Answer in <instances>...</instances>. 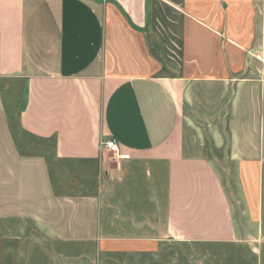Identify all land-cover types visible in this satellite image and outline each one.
<instances>
[{"label":"crops","instance_id":"obj_1","mask_svg":"<svg viewBox=\"0 0 264 264\" xmlns=\"http://www.w3.org/2000/svg\"><path fill=\"white\" fill-rule=\"evenodd\" d=\"M25 137L108 174L100 141L116 139L130 159L114 162L143 170L147 202L165 213L128 219L109 199L106 226L151 237L105 233L100 198L57 193ZM15 219L98 249L264 247V0H0V221Z\"/></svg>","mask_w":264,"mask_h":264},{"label":"rangeland","instance_id":"obj_2","mask_svg":"<svg viewBox=\"0 0 264 264\" xmlns=\"http://www.w3.org/2000/svg\"><path fill=\"white\" fill-rule=\"evenodd\" d=\"M115 72L127 77L133 74L152 73L154 65L115 66ZM19 101V100H18ZM25 137L21 148L25 153L43 154L47 157L57 193L96 194L101 200V223L105 233L121 231L123 236L151 237L153 228L112 227L106 223L113 217L108 209L109 199H117L119 211L124 218L137 221L164 216V211H155L147 202L143 170L131 171L119 168L108 154L107 165L92 162L57 161L51 154V142L32 141ZM119 168V169H118ZM109 192L111 195H109ZM125 223V222H124ZM125 232V233H124ZM154 232V231H153ZM103 249L89 244H65L50 239L31 222L24 220L0 221V264H264V247L247 241L234 243H203L163 241L157 246L141 243L104 245ZM257 248V249H255Z\"/></svg>","mask_w":264,"mask_h":264},{"label":"built area","instance_id":"obj_3","mask_svg":"<svg viewBox=\"0 0 264 264\" xmlns=\"http://www.w3.org/2000/svg\"><path fill=\"white\" fill-rule=\"evenodd\" d=\"M100 147L104 149L115 161L130 159V153L123 150L119 142L112 138H105L100 141Z\"/></svg>","mask_w":264,"mask_h":264}]
</instances>
